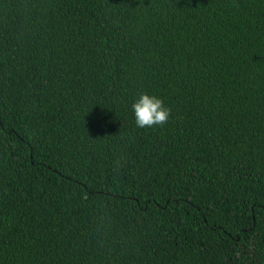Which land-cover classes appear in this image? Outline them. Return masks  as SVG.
<instances>
[{"label":"trees","instance_id":"obj_1","mask_svg":"<svg viewBox=\"0 0 264 264\" xmlns=\"http://www.w3.org/2000/svg\"><path fill=\"white\" fill-rule=\"evenodd\" d=\"M0 264H264V0H0Z\"/></svg>","mask_w":264,"mask_h":264},{"label":"clouds","instance_id":"obj_2","mask_svg":"<svg viewBox=\"0 0 264 264\" xmlns=\"http://www.w3.org/2000/svg\"><path fill=\"white\" fill-rule=\"evenodd\" d=\"M130 109L137 128L163 125L171 113L160 97L147 92L139 93L131 103Z\"/></svg>","mask_w":264,"mask_h":264}]
</instances>
